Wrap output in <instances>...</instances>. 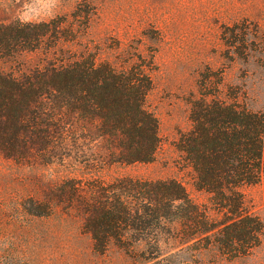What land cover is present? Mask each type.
<instances>
[{"label":"rangeland","instance_id":"1","mask_svg":"<svg viewBox=\"0 0 264 264\" xmlns=\"http://www.w3.org/2000/svg\"><path fill=\"white\" fill-rule=\"evenodd\" d=\"M43 24L56 25L58 36L69 29L81 42L61 45L49 33L36 39ZM117 42V52L154 55L146 107L160 145L150 163L110 164L120 150L97 136V121H67L44 91L21 95L13 87L43 90L49 68L61 66L57 46L78 52L87 43L101 50L102 61L114 60ZM205 78L211 86H242L249 107L264 113V0H0V264H264V235L245 256L202 251L180 259L173 255L180 228L173 213L156 222L141 211L150 224L122 236L136 246L132 258L114 247L95 252L86 230L95 208L117 200L155 209L124 193L128 180L178 178L205 202L178 171L174 146L178 130L189 127L186 100L198 96ZM243 192L264 222V178ZM152 245L160 257L145 262Z\"/></svg>","mask_w":264,"mask_h":264},{"label":"trees","instance_id":"2","mask_svg":"<svg viewBox=\"0 0 264 264\" xmlns=\"http://www.w3.org/2000/svg\"><path fill=\"white\" fill-rule=\"evenodd\" d=\"M43 26L45 32L36 39L49 33L61 45L81 42L69 29L58 36L56 25L51 30ZM115 45L110 49L117 52L119 42ZM57 48L61 66L49 68L43 90H23L14 84L15 90L33 96L44 91L52 108L61 110L67 121L75 116L97 121V136L120 150L110 164L152 162L160 145L157 120L146 107L153 89L154 55L129 48L117 52L114 60L99 61L101 50L87 43L78 52ZM207 81L199 83L198 96L186 100L189 127L178 130L174 142L178 171L187 173L193 190L205 202H197L178 178L128 180L124 193L149 200L155 209H147L146 202L130 209L119 200L110 207L95 208L86 223L95 252L104 254L114 247L132 258L136 246L122 236L125 230L142 231L150 224L141 211H150L156 222L173 213V222L180 225L174 236L178 250L173 255L180 259L190 260L202 251L236 258L261 244L264 222L250 209L243 189L264 178V113L249 107L242 86L222 88L221 82L211 86ZM149 247L145 262L160 257L157 245Z\"/></svg>","mask_w":264,"mask_h":264}]
</instances>
